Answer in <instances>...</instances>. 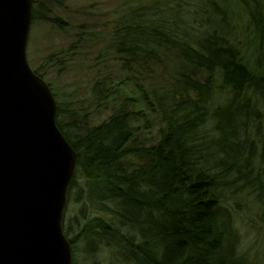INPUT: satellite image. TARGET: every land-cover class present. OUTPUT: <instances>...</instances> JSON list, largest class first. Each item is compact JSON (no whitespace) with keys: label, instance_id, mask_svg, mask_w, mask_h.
<instances>
[{"label":"trees","instance_id":"1","mask_svg":"<svg viewBox=\"0 0 264 264\" xmlns=\"http://www.w3.org/2000/svg\"><path fill=\"white\" fill-rule=\"evenodd\" d=\"M38 5L33 20L44 21ZM120 10L111 45L90 61L86 101L62 102L52 75L35 70L51 77L57 125L77 153V203L97 213L88 218L82 206L83 225L64 228L71 247L99 240L119 264H254L239 252L235 215L250 199L264 218V0H129ZM81 43L45 64L66 66ZM109 52L125 83L99 62ZM154 117L160 128L145 139L139 123L149 131Z\"/></svg>","mask_w":264,"mask_h":264},{"label":"water","instance_id":"2","mask_svg":"<svg viewBox=\"0 0 264 264\" xmlns=\"http://www.w3.org/2000/svg\"><path fill=\"white\" fill-rule=\"evenodd\" d=\"M33 0H0V264H73L63 231L77 153L29 66Z\"/></svg>","mask_w":264,"mask_h":264},{"label":"rangeland","instance_id":"3","mask_svg":"<svg viewBox=\"0 0 264 264\" xmlns=\"http://www.w3.org/2000/svg\"><path fill=\"white\" fill-rule=\"evenodd\" d=\"M126 2H129V0H64L61 4L62 6H56L47 2V0H38L40 5H38V9L43 16H46V20L34 21L32 14V24L27 45V64H29L34 71V74H36L35 70L41 67V64L49 55L57 54L56 52L65 48L68 50L69 46L76 41L77 37H80V40L82 41L80 47L77 48L78 44L76 45L75 49L77 50L74 54H76L77 59L84 60L85 63H77L75 70L71 69L64 78H60L56 75L54 67L58 66L53 63L50 64V68H53V70H51L52 80L56 83L55 87L59 92L62 102L67 104L70 101L66 100V93L72 95L73 98H84V101L91 96V87H89V85L93 78V71L90 66V61L96 56L98 57V55L103 56L104 51L107 50L109 45H111L107 36L112 27L116 25L117 20L120 19L119 16L123 14V11L120 10V8ZM34 4L35 0H33L32 13L35 9ZM47 19H59L66 29L62 30L55 24L49 23V20ZM80 26H82L81 30L78 29ZM88 55L90 56L87 57ZM106 55L107 57L104 60L99 57V62H111L113 65L112 72L117 80L115 84H118V82L125 83L128 77L122 71V65H118V58L112 52H109ZM94 69H97V65ZM156 70L162 71L163 69L158 65ZM120 72L122 74H120ZM95 73L96 71H94V74ZM119 75L120 80L118 77ZM38 76L49 86L51 77L48 76L47 78L46 76V79H44L40 75ZM159 85L160 83L158 81H154L152 87L159 90L160 94L161 92L163 93L164 90H160L161 87ZM115 87L116 85H114L113 88ZM128 87L129 88L127 89L130 92V96L134 97L136 95L134 86L128 85ZM116 89L118 90L117 87ZM51 92L53 94L52 90ZM85 106H88V104ZM115 107L116 104L112 106L111 109L102 110L101 113L94 115L91 123H101L112 114ZM150 122L152 125L149 131L143 130L146 125L145 123H139V125L143 126L141 132H143L144 135L142 136H144L145 139H148L151 136L155 140L160 124L155 117L151 118ZM148 133L150 134L146 138ZM75 176L74 187L71 191H68L70 200H68L66 205L63 218V231L65 227L71 226L72 234L77 232V225L82 226L85 221L82 214H80L82 206H85L86 217L92 218L97 216L95 210H92L88 203L87 208L84 201L77 203V193L80 189H84L83 187L85 185L83 177H81L79 172H77V174L75 172ZM241 201L240 208H237L238 213L235 215L242 241V246L239 252L254 264H264V218L261 213L262 211L260 212L250 199H243ZM87 245L84 241H79L73 248L71 247L73 264H119L116 259L115 249H109L106 247L105 243H102L99 240H94V248H90L91 246Z\"/></svg>","mask_w":264,"mask_h":264},{"label":"bare ground","instance_id":"4","mask_svg":"<svg viewBox=\"0 0 264 264\" xmlns=\"http://www.w3.org/2000/svg\"><path fill=\"white\" fill-rule=\"evenodd\" d=\"M78 47H80V46H78ZM76 50H74V51H76ZM65 51L67 52L68 50H66V48H65V49H62L56 53L60 55V53L65 52ZM74 51L68 57H66V58L64 57L65 58L64 61L66 62V66L64 65L61 67H54L56 75L59 76L60 78H64L66 76V74H68V72L71 71V69L75 70L77 63H85L84 60L77 59L76 54H74ZM47 58H45V60L41 64V66L42 67L44 66L45 73L51 74V70H53V68H50V65L45 64V61ZM65 97H66V100H70L68 103H72V102L82 103L84 101V98H78V97L73 98L72 95H68V93L65 94Z\"/></svg>","mask_w":264,"mask_h":264}]
</instances>
